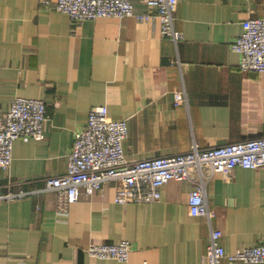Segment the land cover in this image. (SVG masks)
I'll list each match as a JSON object with an SVG mask.
<instances>
[{
  "label": "crops",
  "instance_id": "obj_1",
  "mask_svg": "<svg viewBox=\"0 0 264 264\" xmlns=\"http://www.w3.org/2000/svg\"><path fill=\"white\" fill-rule=\"evenodd\" d=\"M46 1L56 0H0V110L18 96L49 109L45 139H16L11 166L0 167V190L23 193L0 200V264H124L87 251L124 240L133 246L129 264H202L213 228L230 251L264 243V169L205 179L212 224L190 214L196 170L195 180H171L159 200L142 204L116 202L111 181L83 187L61 209L58 192L45 187L67 170L75 131L96 105L127 120L131 160L263 136L264 72L241 70L230 45L245 19L264 16V0H178V40L162 35L158 18L75 25ZM131 1L136 13L148 10Z\"/></svg>",
  "mask_w": 264,
  "mask_h": 264
},
{
  "label": "built area",
  "instance_id": "obj_2",
  "mask_svg": "<svg viewBox=\"0 0 264 264\" xmlns=\"http://www.w3.org/2000/svg\"><path fill=\"white\" fill-rule=\"evenodd\" d=\"M145 1L148 10L143 13L135 12L131 0H56L46 3L68 14L75 25L100 17L135 16L142 21L158 18L162 35L180 39L182 34L175 29L173 15L178 0ZM230 46L240 55L241 70L264 72V16L245 19L242 33ZM175 100L183 102L184 95L176 93ZM48 120V105L39 98L18 96L8 109L0 110V167L11 166L16 139H45ZM127 134V120L110 119L106 105L91 108L86 123L75 131L67 170L46 179L45 187L58 192L61 209L76 203L83 187L93 191L111 181L117 183L115 201L119 204L156 201L169 181L195 180L192 171L196 170L198 186L190 193V214L204 216L212 224L215 214L206 199L205 179L218 173L229 175L238 167L264 169V135L206 148L194 145L184 153L131 160L126 158L124 150ZM22 195L0 190V200ZM221 237L220 229L211 230L202 264H221L224 259L232 264H264V243L230 251L221 244ZM132 248L131 242L124 240L93 243L87 251L91 256L129 264Z\"/></svg>",
  "mask_w": 264,
  "mask_h": 264
}]
</instances>
